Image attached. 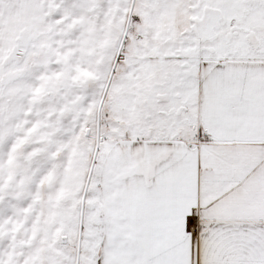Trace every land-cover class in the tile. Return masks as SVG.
<instances>
[{
  "label": "snow or ice",
  "instance_id": "1",
  "mask_svg": "<svg viewBox=\"0 0 264 264\" xmlns=\"http://www.w3.org/2000/svg\"><path fill=\"white\" fill-rule=\"evenodd\" d=\"M0 264H264V0H0Z\"/></svg>",
  "mask_w": 264,
  "mask_h": 264
}]
</instances>
